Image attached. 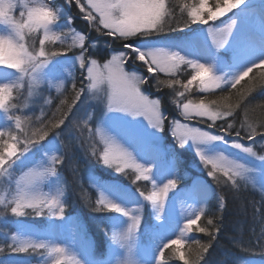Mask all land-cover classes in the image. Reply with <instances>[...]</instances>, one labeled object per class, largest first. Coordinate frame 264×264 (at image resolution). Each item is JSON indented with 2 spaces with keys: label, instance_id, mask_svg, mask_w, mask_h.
Returning a JSON list of instances; mask_svg holds the SVG:
<instances>
[{
  "label": "snow or ice",
  "instance_id": "obj_1",
  "mask_svg": "<svg viewBox=\"0 0 264 264\" xmlns=\"http://www.w3.org/2000/svg\"><path fill=\"white\" fill-rule=\"evenodd\" d=\"M77 17L84 31L74 27ZM0 26V178L7 181L0 219L15 218L14 229L5 231L7 242L0 244V256L9 258H0V264H31L11 258L17 254L42 257L40 264H168L166 250L181 264H201L220 231L221 217H208L207 199L216 195L221 213L226 206L212 185L236 188L252 174L264 196V155L254 150L257 143L264 148V120L250 121L245 110L238 126L235 122L246 97L264 85V0L258 15L254 0H63L59 7L52 0H0ZM91 32L109 38L103 62L90 52L97 48ZM202 35L211 43L201 52ZM117 42L120 47L111 48ZM186 69L191 75L182 79ZM57 80L63 82L56 87L63 98L51 116L42 108L33 118L24 111L27 98L23 106L15 102L21 88L33 97ZM150 84L157 92L171 90L178 118L169 119L162 99L146 94ZM89 98L103 104L95 127L92 114L83 121L75 117V108ZM44 104L51 106L53 98ZM166 124L175 145L193 153L208 178L193 180L190 194L203 199L181 215L182 224L166 215L169 194L182 178L175 152L162 143ZM90 142L92 159L126 178L130 170L133 185L150 184L133 192L118 178L90 177L99 193L95 206L88 203L91 211L113 214L105 217L112 231L105 229L107 251L99 256L90 244L78 251L52 235L70 220L65 161L76 148L87 155ZM149 207L152 223L144 229L147 243H141ZM31 215L47 216L45 232L21 219ZM71 222L83 232L78 221ZM192 233H203L207 242ZM257 240L264 241V230ZM255 247L264 253V243L244 251Z\"/></svg>",
  "mask_w": 264,
  "mask_h": 264
},
{
  "label": "trees",
  "instance_id": "obj_2",
  "mask_svg": "<svg viewBox=\"0 0 264 264\" xmlns=\"http://www.w3.org/2000/svg\"><path fill=\"white\" fill-rule=\"evenodd\" d=\"M188 2L191 3L192 0H188ZM77 11L78 9L75 7L71 9V12L73 13H76ZM84 25L85 24L81 23L79 18L75 19L74 27L76 29L84 31ZM92 36L97 37L95 32H92ZM99 39L101 42H105V46L110 43L106 37H100ZM106 41L108 42L107 44ZM118 45H120L119 42H117L116 46ZM98 59L100 61L104 60L101 55H99ZM190 70L191 69H186L181 75V78L187 79L188 76L191 75ZM163 78V74H161V79ZM76 83L77 86H80V81L77 78ZM151 84H155V81H152ZM151 84L149 86H151ZM68 87L70 88V81L68 83ZM153 90L155 89L153 88ZM62 92H64V88ZM157 93L162 99L163 109L165 112H170L171 115H176L175 106L170 102L173 95L171 90L165 88L161 92ZM65 95L69 94L65 93ZM198 96L199 94L194 91L192 97L197 98ZM236 101L237 97L233 95L231 102L236 103ZM15 102H17V100ZM53 110H55V108L46 109L47 115L51 116ZM86 110L87 113H84L82 115L83 117L80 116V118L87 119L88 115L92 114V123L93 127H95V120L100 117L98 114V106H95L94 108L91 106L90 109L89 105H87ZM245 110H247V116L250 121L258 122L260 120H264V85H257L256 90L247 96L245 101L241 104V107L237 109L235 114V122L237 126L244 118ZM164 142L167 144L170 143L175 148L174 152L177 157V162L182 164V166L178 165V174L181 177H183L185 174L188 175L181 180L183 186L190 187L195 176L201 175L204 177V180H208L204 169L203 171H198L194 168L197 166L194 165L193 162H190L189 164L186 161V163H184L181 159V156H185L191 161L192 159H195V157L189 155L186 150L176 146L173 140L165 136ZM95 145L101 149L103 147L98 140L95 141ZM91 146V142L86 146L88 148L87 155L79 148L74 149L71 153H69V157L65 161L64 175L68 180L66 212L68 214L78 216V218L84 222L86 225V232L93 242L94 251L99 256L102 252H104V247L106 244L105 229H107L108 234L110 232L109 225L105 217L110 216L111 213H93L88 206L89 202L92 206H95L96 200L95 190L89 182L90 174L94 172L100 179L118 178L119 181L126 183L134 190L137 186H140L145 190L150 187L149 184L143 181L138 182L137 185L131 184L133 174L130 170L129 176L126 178L122 174L115 173L113 168H109L102 163H98L95 159H92ZM255 148L259 154H264V148L259 145H256ZM180 160L182 162H180ZM2 183V185L5 186V195L7 181L3 180ZM209 183H211V181H209ZM212 187L217 195H223L225 197L226 206L221 213L218 208V200L216 195H210L208 198L206 206L207 215L214 220L218 216L221 217L217 221L220 224V231L217 234V238L213 242L212 247L205 254V260L202 261L201 264H238V262L252 259H264V253H261L258 247L253 248L251 251H244V248H247L250 245L254 246L258 243H264V241L257 240V237L261 236L262 230H264V196H262L257 185L249 179V181L239 182L236 188H232L231 185L225 184H220L218 186L213 184ZM0 211H2V209H0ZM150 214L151 209L149 207L144 211L143 214V224L140 231L141 237L145 236L144 229L148 226V222L152 221ZM35 217L36 216L31 215L21 219L33 222V218ZM206 218H203L201 223H203L204 219ZM14 219L15 218L11 217L10 215L0 219V228H3L6 224V229L0 230V244H5L7 242L5 231L14 229V225L12 223ZM41 224L42 222H39L37 223V226L41 227ZM191 235L202 242H207L208 240V237L203 233H192ZM21 257L28 258L35 264H40V257H37L36 255L28 256L27 254H17L13 255L11 258L15 259ZM0 258H9L8 253H4L2 256H0ZM166 259H168V264H181V262L176 260L174 257H170L167 250Z\"/></svg>",
  "mask_w": 264,
  "mask_h": 264
},
{
  "label": "rangeland",
  "instance_id": "obj_3",
  "mask_svg": "<svg viewBox=\"0 0 264 264\" xmlns=\"http://www.w3.org/2000/svg\"><path fill=\"white\" fill-rule=\"evenodd\" d=\"M53 2L55 3V6L59 7V6L62 5L63 0H52V3ZM254 5H255V12L258 15L259 9H260V0H254ZM15 15L17 17H19V9L16 10ZM230 15H231V13L229 14V16ZM77 18H79V17H77ZM79 20L81 21V23L85 24V22H83L80 18H79ZM226 20H227V17H222L221 18V21H226ZM61 23H63V21H61ZM210 23H213V22H210ZM214 23L219 24L220 21H216ZM0 27H2V26H0ZM203 27L204 26H199V29H202ZM80 31H82V30H80ZM89 35L91 36L92 41L97 44V48L95 50L90 49V52H92V54L96 58H98L99 55H101L103 57V59H106L108 54H109L108 46H105V42H103V41L101 42L100 41V39H99L100 37L99 36H97V37L96 36H92V32L89 33ZM173 35H175V34H173ZM177 38H180V37H177ZM101 40H103V39H101ZM108 40H109V38H108ZM107 43L108 42L106 41V44ZM210 43H211L210 39H208V38H206V37H204L202 35L201 38H200V41L198 42L197 47L202 52L206 48V46L208 44H210ZM116 45H117V43L111 44V48H119L120 47V45H118V46H116ZM101 62H103V60ZM137 70L138 71H143L142 69H137ZM75 75H76V78L79 79V81H81L82 76H81V72H80V70L78 68H77V71H76ZM62 83H63L62 81H58L57 80V81H53L50 86L49 85H44L42 92L34 94L33 97H28L27 89H26V87H23L20 90V95H19V98L17 99L16 103L18 105L23 106L25 104L26 98H27V105L28 106L26 108H24V111H25L26 114L31 115V116H33V118H35V116L40 115V112H41L42 108L46 111V109H51V108L53 109V108H55V106L57 104H59L60 99L63 98V97L61 96L60 93H58L56 91V87H57V85H60ZM62 91H63V88H61V92ZM144 91L146 92V94H149L151 98L159 97L158 93L155 90H153L152 86L145 85L144 86ZM45 98H53V104L51 106L44 104V99ZM87 105H89L90 109H91V106L93 108L95 106L96 107L98 106V114L99 115L102 114L103 104L100 101L96 100V99L89 98L86 102L79 103L78 106L74 110L75 111V117L77 119H79L80 121L85 120V118H80V116L83 117L82 115L84 113H87V110H86V106ZM166 114L169 116V119L178 118L177 112H176V115L175 114L171 115L170 112H168ZM3 123H4L3 120L0 119V124H3ZM199 126L200 127H204L202 125H199ZM161 135H162V143L164 144L165 148H169V149H172L174 151L175 148L170 143L167 144V143L164 142V136L169 138V139H171V140H173V138L170 135V131H169L168 127H167V124L165 126V131ZM259 139L260 138H257V141H259ZM121 143H124V141H121ZM244 144L245 145H252V142L251 143H244ZM256 145L260 146V144L257 143V144L254 145V150L257 152V150L255 148ZM125 147H129V145L125 143ZM134 147H135L134 145L129 147V150L133 151ZM227 151L229 153L232 152V150H230V149L227 150ZM187 152L189 153V155H192V157H194L193 153H191L189 151H187ZM171 155H172V152L170 151L169 152V156H171ZM235 155L238 158H242V154L236 153ZM258 155H264V154H259L258 153ZM181 159H182V161L184 163H186V161L189 164H190V162H193V164L198 167V168L194 167L195 169H197L198 171H203V167L201 165H199V162H198V160H196V158L192 159L190 161L187 157L181 156ZM182 161L180 160V162H182ZM160 162L163 163V160H161ZM176 163H177V170H178V165L182 166V164H180L177 161H176ZM62 171H63V174H64L65 173L64 167H63ZM92 176H95V177L98 178V176L94 172L91 173L90 177H92ZM187 176H188L187 174L183 175L181 180L184 177H187ZM65 178H66V176H65ZM197 178L200 179L201 181H204V177L201 176V175L199 177H195L194 179H197ZM66 180H67V178H66ZM103 180H111V179H103ZM181 180H180V182H179V184L177 186V189L174 192L169 194L170 195V200H169V203H168V213L166 215H170L173 223L179 221L182 224V220L179 219L181 217V215L187 214L189 211H191V209L194 206V201L202 200L203 197H199L196 193H191L190 194V190L188 191L187 190L188 188L183 186V183L181 182ZM250 180H252L257 185V187L259 188L258 177L257 176H254V175L250 174ZM2 181H3V179L0 178V195H4V189H5V186L2 185L3 184ZM89 182H90V178H89ZM120 182L123 183L124 185H126L131 191L135 192V190L132 189L131 186L127 185L126 183H124L122 181H120ZM67 185H68V180H67ZM91 186L95 190L96 199H97L99 193H98V191H97V189L95 188L94 185L91 184ZM149 187H150V184H149ZM47 190L48 189H45V191H47ZM66 195H67V193H66ZM207 202H208V199H207ZM206 206H207V204H206ZM66 215L70 218L69 222L64 224L62 227L57 228L55 230V232L52 233V235L58 240L71 242L78 251H82L84 245H86V244L92 245V247L94 249L93 242H92L91 238L89 237V235L86 232V225L84 224V222L81 221L78 218V216L68 214L67 212H66ZM111 215H113V214H111ZM71 221H78L79 224H81L83 226V229H84L83 232L78 231L76 225L73 224ZM23 222L25 224L32 225L34 227V229L36 231H38V232H45L46 231V226L48 224V218H47V216L35 217V218H33V222L28 221V220H23ZM35 222H37V223L42 222L41 227H38L37 223H35ZM57 223H59V222H57ZM148 223H149L148 225H150L152 223V221H149ZM109 229H110L109 235H111L112 229H111L110 226H109ZM140 240H141V243H147L148 236L145 234L144 237H141V234H140ZM106 251H107V240H106V244H105V247H104V252H106ZM15 259L16 260H22V261L29 260V261H31V264H35L32 260H30L28 258L21 257V258H15ZM42 259L43 258L40 257V260H42ZM246 262H247V264H264V259H252V260H248Z\"/></svg>",
  "mask_w": 264,
  "mask_h": 264
}]
</instances>
